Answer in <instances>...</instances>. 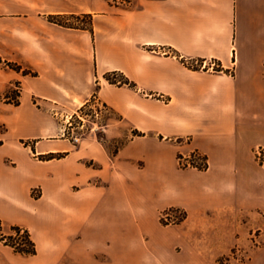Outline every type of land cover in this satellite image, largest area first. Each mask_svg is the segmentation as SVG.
Here are the masks:
<instances>
[{
  "label": "crops",
  "instance_id": "crops-1",
  "mask_svg": "<svg viewBox=\"0 0 264 264\" xmlns=\"http://www.w3.org/2000/svg\"><path fill=\"white\" fill-rule=\"evenodd\" d=\"M131 4L0 0V56L38 74L0 70V91L21 86L20 105L0 108V222L37 251L0 242V264H218L250 244L237 264H264L246 218L264 211V0ZM82 14L93 34L49 21ZM114 72L135 87L110 84ZM94 103L119 117L106 139L131 133L117 154L97 138L41 141L60 132L49 110ZM54 153L65 157L40 160ZM193 153L207 170L180 167ZM171 209L185 219L162 224Z\"/></svg>",
  "mask_w": 264,
  "mask_h": 264
},
{
  "label": "rangeland",
  "instance_id": "rangeland-1",
  "mask_svg": "<svg viewBox=\"0 0 264 264\" xmlns=\"http://www.w3.org/2000/svg\"><path fill=\"white\" fill-rule=\"evenodd\" d=\"M104 1H106L110 6L120 7L122 9H127L130 6H132V4L130 5L131 0H104ZM71 23L73 24L77 23L80 25L87 26L88 20L81 19L80 22L72 20ZM0 70L11 71L3 67H0ZM116 79H117L116 81H120L119 77ZM10 88H11L10 93H8V90L0 91V108H2L5 104H7L6 96L10 98L11 102L15 99L14 90H16L15 89L16 84L12 85ZM96 112L98 113V115H96ZM58 113H64V111L62 110H54V111L49 110L48 111V115L51 118V122L60 130V132L53 137H48L41 141L45 143H52V142L60 143L63 140H69L71 143L77 146L79 144L78 142L81 140H84L87 138H97L104 144L109 154L114 155L126 143L128 137H130L131 135V133H129L127 137H123V138L115 139V140L106 139V135H105L103 128L109 123L110 119L116 121L119 119V117L115 115L112 111H110L108 108H106V106H103L99 103H94L92 105H88L87 107L83 106L73 116L68 117V118L66 117V113L65 115H61ZM6 132H7L6 124L3 122H0V136L1 134H5ZM76 139H78V141H76ZM25 145L27 146L28 144L26 143ZM54 154L59 155L63 153H54ZM39 195H40V191L38 189H35L33 191V196L38 197ZM172 210L174 209H171L168 211H172ZM181 212H182L181 216L179 217L180 220L176 222L175 224H178L185 217L186 214L182 210ZM246 218L249 221H251L250 223H252V226L259 225V227L256 229L254 233V236L263 235L264 237V211L254 213L253 215H247ZM244 221H246V219H244ZM162 224L167 225L163 222ZM175 224H171V225H175ZM3 233L8 234L9 231L6 230ZM257 245L258 244L256 245L250 244L248 248H244L240 252L234 251V254H232L229 257V259L224 261L222 264H237L241 261H245L247 257L250 255V253L252 252V250H254V248Z\"/></svg>",
  "mask_w": 264,
  "mask_h": 264
},
{
  "label": "trees",
  "instance_id": "trees-1",
  "mask_svg": "<svg viewBox=\"0 0 264 264\" xmlns=\"http://www.w3.org/2000/svg\"><path fill=\"white\" fill-rule=\"evenodd\" d=\"M81 19H87L88 20V24L86 25H80V24H73L71 23L72 20L78 21L80 22ZM49 21L51 23L57 24L59 26L65 27V28H69V29H79V30H86L91 32L92 34L94 33L93 31V17L91 15H69V16H50L49 17ZM0 67H3L5 69L17 72V73H21L23 76H32L35 77L37 76V72H35L34 70H32L29 67H24L18 63H13V62H9L7 60H4L1 56H0ZM195 67V66H193ZM120 78V81H116V78ZM105 79L110 83V84H114V85H127L131 88H134L135 85L132 84L123 74L121 73H110L107 74L105 76ZM16 90H14V96L15 99L11 102L10 98L8 96H6V103L7 104H11L14 106H19L20 105V97H21V86L19 85V83L16 84ZM11 92V89L8 90V93ZM7 93V94H8ZM88 105H85L84 107H87ZM134 136H141V134L135 132ZM118 151L115 153L117 154ZM114 154V155H115ZM42 161H51V160H55V159H62L65 157V154H48V155H43L40 156ZM256 161L260 164V166L264 167V149H260L257 153H256ZM206 159V158H205ZM186 217V215H185ZM185 217L183 219H185ZM0 242L12 247L14 249V251L20 255L23 256H34L36 255L37 251H36V246L34 244V242L31 239V236L29 234V232L23 228L20 227H12L11 228V234L10 235H4L3 231H2V225L0 222ZM229 257H225L222 258L218 261V264H222L224 261L228 260Z\"/></svg>",
  "mask_w": 264,
  "mask_h": 264
},
{
  "label": "built area",
  "instance_id": "built-area-1",
  "mask_svg": "<svg viewBox=\"0 0 264 264\" xmlns=\"http://www.w3.org/2000/svg\"><path fill=\"white\" fill-rule=\"evenodd\" d=\"M193 66H197V67H204V64L202 65L201 63H194ZM210 68L214 69V70H218L220 69L219 65L215 62H212L210 64ZM232 74V72H230ZM96 115H98V113L96 112ZM76 141H78V139H76ZM179 160V165L181 168L185 169V168H198L200 170H207L208 166L206 163V160L204 159L203 156H201L198 153H193L190 156L184 157V156H180L178 158ZM181 210L178 209H174L172 211H168V212H164L161 215V221L167 225H171V224H175L176 222H178L180 219L179 217L181 216Z\"/></svg>",
  "mask_w": 264,
  "mask_h": 264
}]
</instances>
